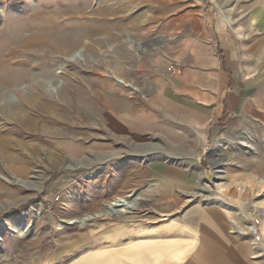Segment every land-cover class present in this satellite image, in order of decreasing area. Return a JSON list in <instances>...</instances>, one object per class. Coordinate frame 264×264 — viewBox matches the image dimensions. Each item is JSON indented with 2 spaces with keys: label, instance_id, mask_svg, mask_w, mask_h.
<instances>
[{
  "label": "rangeland",
  "instance_id": "1",
  "mask_svg": "<svg viewBox=\"0 0 264 264\" xmlns=\"http://www.w3.org/2000/svg\"><path fill=\"white\" fill-rule=\"evenodd\" d=\"M84 3L88 18L80 21L95 30L81 39V55L54 40L36 45L21 64L32 76L0 90V147H11L14 160L0 156V264H198L203 228L205 259L264 264V101H254L264 100V88L252 90L258 98L214 101L209 109L190 102L177 114L154 103L177 100L170 85L178 75L169 67L186 68L190 36L223 28L225 17L244 34L256 7L264 22V0ZM78 4L0 0V51L33 35L73 34L69 10ZM254 76L253 84L264 83V70ZM44 102L50 112L38 117ZM10 105L22 115L7 112ZM150 112L155 126L142 122ZM25 116L39 120L36 129L21 123ZM70 141L82 145L79 155L68 153ZM194 194L210 198L200 203ZM127 196L136 207L124 215L70 224ZM202 212L207 225L191 224Z\"/></svg>",
  "mask_w": 264,
  "mask_h": 264
},
{
  "label": "crops",
  "instance_id": "2",
  "mask_svg": "<svg viewBox=\"0 0 264 264\" xmlns=\"http://www.w3.org/2000/svg\"><path fill=\"white\" fill-rule=\"evenodd\" d=\"M257 11L258 8L256 7L252 11L253 13L242 22L247 27L244 34L240 29L241 27H232L234 21H231L229 17H225L224 22H221V26L224 25L223 28L220 29L219 27L218 30L212 31L206 30L198 36H190V39L186 40L184 47L188 51L187 55L190 56V62L186 65V68L182 72L178 68V65L172 64L169 67L171 72L178 75L176 76L178 77V82L170 85V91L174 94L173 98L177 100H154L155 105L158 106L160 103L166 111H169L171 114H177L180 110L190 109V102H195L198 104V107L209 109L211 107L214 108L215 105L212 104L214 101L237 100L239 97L248 98L249 94L251 99L258 98L255 93L251 94L252 90L264 88V83H252L255 79L254 74L258 75V73L264 70V22H259ZM239 73H243V77H240ZM248 82H250V86L249 88H245ZM254 101H256L257 107L263 106L261 101L264 100ZM219 113H223V110L219 109ZM141 114L136 113L137 122H141V120H138L140 116L142 117ZM142 122L145 125L155 126L157 115L150 112ZM245 140L246 138L242 141L243 144L249 147V144ZM196 157L198 158V156ZM187 193L190 197V193ZM191 197L194 200L200 199V203L210 198V196L202 194H194ZM169 210L173 211L171 208ZM196 211L199 213V210H195L193 214H197ZM212 213L215 214L217 212L212 211ZM194 217L198 220L193 219ZM201 219L207 225L206 216L203 212L201 217L196 215L190 216V223L194 224L197 221V225L200 226ZM205 230L206 228H203L201 233L202 245L196 254V256H202V259L196 262L198 264H224L219 259H205L206 256H209L207 254L206 240L210 236ZM194 239L195 234L193 233L190 236V240L194 241ZM190 247H192L191 244ZM186 254L189 255L188 252ZM210 256H214V253L211 252ZM240 264L244 263L241 262ZM245 264L252 263L247 262Z\"/></svg>",
  "mask_w": 264,
  "mask_h": 264
},
{
  "label": "bare ground",
  "instance_id": "3",
  "mask_svg": "<svg viewBox=\"0 0 264 264\" xmlns=\"http://www.w3.org/2000/svg\"><path fill=\"white\" fill-rule=\"evenodd\" d=\"M79 1L81 2V4L76 5L73 10H69L70 16L68 18L70 20H75V21L72 22V24H67V26H73L76 28L73 34H62V35L59 34L58 35L56 33H51V34L46 33V34L33 35L24 41V44L22 45L21 48H17V49L10 48L4 54L3 52L0 51V90H2L3 88H7V87H16L18 86L20 81L24 79H28L32 76L30 70H25L21 68V64L24 62L22 59L23 56L27 54L29 49H31L32 47L36 45H42L44 43H47L48 41L54 40L56 44L58 43L57 46L64 47V49H69L72 52V54L74 53L72 57L81 55L82 51L78 49L81 39L86 35H91L92 32L95 30V28L93 27L91 22H81L80 21L82 19L88 18L86 16L87 14L86 10L88 9V6L87 4L84 3L85 0H79ZM104 8H105V12L109 13V7L105 6ZM41 13L42 12H37L34 14V16H39ZM53 24H54L53 21L50 20L43 24V25H46V26H43V28H49V26H52ZM120 81L127 85L124 79H121ZM45 83H48V82H45ZM22 98L24 100H29V102L31 100L34 101V100L39 99L36 97L33 98L32 96L31 97L23 96ZM50 109H51L50 106L44 102V103H41L39 106L37 105L35 111H37L38 117H40L39 115L42 116L43 113L50 112ZM6 110L7 112L10 111L12 114H15L18 116L22 115L23 113V108L16 106V105H10L6 108ZM23 118L24 119L21 120V123L32 131L33 129H36L37 125L39 124V120L34 117L25 116ZM3 138H5V140L7 139L6 137H3ZM7 145H8V142H7ZM63 145L64 146L67 145V149H69L68 153L71 154L72 156L79 155L81 146H82L80 143H76L74 141H70L68 142V144L63 143ZM7 148L9 149L11 147H7ZM7 148L0 147L1 159L3 158L2 161L9 165L10 164L14 165V160L11 156H9ZM30 151H33L32 148L30 149ZM55 153H53L56 156L55 163H58L60 159L62 158V155H61V152H59L58 150H55ZM18 166L19 164H17V167ZM5 195H7V193H5ZM131 197L132 196L114 198L112 202L106 205L107 213L104 211L103 212L100 211V212L95 213L92 216H89L86 219L84 218L80 220H73L70 224H83L85 220L94 221L100 218L105 219L109 215L112 214L111 213L112 211H117L119 215H124L132 211V209L136 207V201H135L136 199L133 200ZM14 228L15 227L11 225L10 230L13 231ZM15 230L14 232H16L17 236L19 237L20 236L24 237L27 234V231H24V230L15 231Z\"/></svg>",
  "mask_w": 264,
  "mask_h": 264
},
{
  "label": "built area",
  "instance_id": "4",
  "mask_svg": "<svg viewBox=\"0 0 264 264\" xmlns=\"http://www.w3.org/2000/svg\"><path fill=\"white\" fill-rule=\"evenodd\" d=\"M257 223H259L258 220H257ZM253 227H254V226H253ZM256 240H257V241L260 240V236L257 235Z\"/></svg>",
  "mask_w": 264,
  "mask_h": 264
}]
</instances>
